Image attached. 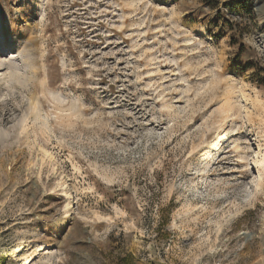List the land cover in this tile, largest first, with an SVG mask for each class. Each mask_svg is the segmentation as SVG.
<instances>
[{
  "label": "rangeland",
  "instance_id": "obj_1",
  "mask_svg": "<svg viewBox=\"0 0 264 264\" xmlns=\"http://www.w3.org/2000/svg\"><path fill=\"white\" fill-rule=\"evenodd\" d=\"M263 155L264 0H0V264H264Z\"/></svg>",
  "mask_w": 264,
  "mask_h": 264
},
{
  "label": "bare ground",
  "instance_id": "obj_2",
  "mask_svg": "<svg viewBox=\"0 0 264 264\" xmlns=\"http://www.w3.org/2000/svg\"><path fill=\"white\" fill-rule=\"evenodd\" d=\"M2 47H4V48L7 47V45L5 43V40H3ZM260 147H261V145H260ZM260 166L264 167V155L262 156V159H261V162H260ZM262 186H263V173L261 171H259L258 175H257V185H256V189H257V193L258 194L261 192Z\"/></svg>",
  "mask_w": 264,
  "mask_h": 264
}]
</instances>
